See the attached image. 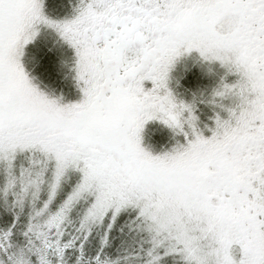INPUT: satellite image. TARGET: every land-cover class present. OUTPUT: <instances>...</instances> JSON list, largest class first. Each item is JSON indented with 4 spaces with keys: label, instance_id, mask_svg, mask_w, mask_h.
<instances>
[{
    "label": "snow or ice",
    "instance_id": "obj_1",
    "mask_svg": "<svg viewBox=\"0 0 264 264\" xmlns=\"http://www.w3.org/2000/svg\"><path fill=\"white\" fill-rule=\"evenodd\" d=\"M0 264H264V0H0Z\"/></svg>",
    "mask_w": 264,
    "mask_h": 264
}]
</instances>
